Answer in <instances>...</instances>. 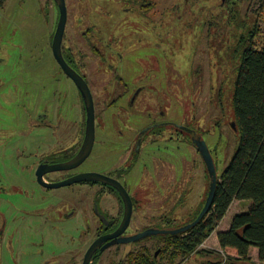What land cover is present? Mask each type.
Listing matches in <instances>:
<instances>
[{
  "label": "rangeland",
  "instance_id": "rangeland-1",
  "mask_svg": "<svg viewBox=\"0 0 264 264\" xmlns=\"http://www.w3.org/2000/svg\"><path fill=\"white\" fill-rule=\"evenodd\" d=\"M134 17L132 14L120 16L121 21ZM142 17L137 18L139 23L136 24L141 25V29L129 24L114 29L116 37L122 35L126 38V45L121 46L127 61L125 78L132 82L136 76L135 57L140 64L138 69H143L139 74L145 73L144 62L148 54L153 53L160 59L158 72H155L157 93L161 100L166 97L169 100L170 105L166 108L176 126L182 127L189 116L191 122L201 128L199 130L217 161L220 177L241 144L234 92L244 52L251 45L250 35L257 24V47L262 48L264 44V0H159L157 7L152 12H144ZM151 17H155L153 20L158 23V38L153 36L158 44L156 51L149 47L147 49L144 44L146 40L151 42V30L143 20ZM54 31L55 21L48 0H6L0 9V186L4 189L0 196L7 199L0 198V212L4 214V219H10V232L17 234L16 239L27 235L30 220L26 219L27 209L31 216H35L34 222L39 228L37 233L43 229L44 233L66 237L62 236L64 226H57L56 230L52 227L45 229L37 218L42 215L45 219L61 223L60 218L49 213V201L40 198L44 192L36 178L39 155L49 150L58 135H70L84 121L78 90L60 72L55 60L52 48ZM137 35L142 39H137ZM90 69H96V64H91ZM114 109L117 108L103 112L98 109V116L103 118L97 131L95 148L89 161L79 170H97L101 165L104 153L108 152L109 138L114 140L117 137L110 135L111 130L105 120L112 116ZM57 118L63 120V124L56 130L40 126L42 122L55 123ZM120 127L128 132L129 127H125V124ZM177 139L168 143V147L161 142L159 148L171 151L172 156L169 154L168 158L175 170L189 161L188 185L193 206L195 198L198 202L201 191L197 186L204 164L194 146ZM164 153L168 154V150ZM199 165L202 166L201 170ZM154 173L145 174L149 177L140 174L136 180L139 183L151 179L150 175ZM178 174H181V170ZM204 188L202 185V190ZM54 193L56 199L70 198L69 202L59 199L61 208H74L76 214L79 213V219L80 213L87 214L80 204L92 196L87 187L75 185L54 190ZM251 205V202L236 200L200 250L215 253L211 256L215 261L218 260V253L224 257L218 233L228 231L234 217L247 213ZM69 209L62 210L68 212ZM56 215L59 213L56 212ZM73 226L80 230L79 234L75 233L80 236L82 222L78 220ZM75 234L74 237H77ZM24 240L28 241L26 237ZM27 245L20 246L16 241L9 244L10 247L3 245L0 264H43L46 257L38 256L41 261L35 262L33 259L37 257L25 251Z\"/></svg>",
  "mask_w": 264,
  "mask_h": 264
},
{
  "label": "flooded vegetation",
  "instance_id": "flooded-vegetation-1",
  "mask_svg": "<svg viewBox=\"0 0 264 264\" xmlns=\"http://www.w3.org/2000/svg\"><path fill=\"white\" fill-rule=\"evenodd\" d=\"M48 2L55 21L54 42L61 13L55 0H48ZM158 3L159 0H66L68 21L62 47L64 57L68 64L85 79L92 92L96 108V137L103 118L98 116V109L103 112L111 108L117 109H114L112 116L105 120L111 130L110 135L117 137L114 140L109 138L108 152L104 153L97 170H79L89 161L96 140L91 155L80 166L61 171L53 170L70 162L79 154L84 146L87 130L84 98L76 83L57 62L60 72L71 80L78 90L84 121L78 132H73L72 127L73 133L70 135H58L55 140L57 143L54 141L46 153L39 155L36 178L44 192L40 198L42 201H49V213L51 216L60 218L61 223H55V220L50 218L45 219L42 215L37 218L45 229L52 227L56 230L57 226H64L62 236L66 237L44 233L43 229L37 233L39 228L37 222H34L35 216H31L27 209L26 219H30L27 223V235L18 236L20 240L16 239L17 234L10 232V219H4V214L0 212L3 214L0 217V254L3 245L10 247L9 244L12 245L16 241L20 246L28 244L25 251L37 257L33 259L35 262L41 261L38 256H45L43 264H85L89 251L97 244L95 245L97 251L92 255L90 264H140L144 256H150L152 261L157 262L170 251L174 237L185 236L189 231L180 233V230L188 227L200 215L211 188V176L204 154H210L217 169V161L212 149L201 134L199 130L201 128L196 127L189 116L186 117L182 127L176 126L172 121L166 108L168 104L170 105L169 100L167 97L161 100L157 93L155 72H158L157 64L160 63L157 56L153 53L148 54L144 62L145 73L142 74L138 73L143 69L140 67L138 69L140 64L135 57L136 76L131 80L132 82L126 80L124 67L127 61L121 48L124 44L126 45V38L122 35L116 37V30L114 31L116 27L119 28L125 24L135 25L136 28L141 29V25H136L139 23L137 18L143 19L144 12H152ZM122 14L123 17L128 14L136 17L121 21ZM154 18L143 20L151 30L149 36L152 42L146 40V43H143L147 49L156 51L158 44L156 45L153 36L158 38V23L153 20ZM138 35L137 39L141 40L142 37ZM93 63L96 64L94 70L90 69ZM89 74L92 75L91 79ZM59 112L62 113L61 110ZM62 124L63 120L57 118L55 123L42 122L40 126L56 130ZM122 124L129 127L128 132L121 129ZM176 137L188 146H194L204 164V167L201 166L202 164L199 165V170L203 168V174L199 173L200 182L197 186L201 191H199L198 202L195 198L193 206L190 202L191 189L188 185L189 161L181 167L175 165L177 167L175 170L173 162L168 158L171 151L167 148H159V143L164 142L166 143L164 146H167ZM202 143L206 144L208 154L205 150L203 154ZM167 150L168 154L164 153ZM158 151L162 153L159 154ZM40 169L45 172L42 176L45 184L39 181ZM92 172L103 174L113 181L111 184L121 186L124 190L116 188L110 182L99 181L75 183L59 188L47 186L60 184L80 174ZM148 172L155 173L150 175L151 179H144L138 183L137 176L141 174L149 177L146 176ZM75 185L87 187L92 194L85 202L80 203L87 212L86 215L84 214L87 217L80 213L81 219L78 218L79 213L76 214L77 211H74V208L60 207V200L69 202L70 198H59V200L54 193V190ZM202 185L205 187L203 190ZM2 191L4 189L0 186V195ZM126 192L133 205L129 223L125 222L127 221V205L124 196ZM0 198L3 197L0 196ZM73 205L75 207V202ZM62 209L70 211L65 212ZM56 212L59 215H56ZM76 217L77 220L73 224L80 220L83 225L80 236H77L80 230L73 224L69 225ZM73 233H77L75 234L77 237H74ZM25 237L28 241L24 240Z\"/></svg>",
  "mask_w": 264,
  "mask_h": 264
},
{
  "label": "trees",
  "instance_id": "trees-1",
  "mask_svg": "<svg viewBox=\"0 0 264 264\" xmlns=\"http://www.w3.org/2000/svg\"><path fill=\"white\" fill-rule=\"evenodd\" d=\"M5 2L0 0V9ZM258 31L257 24L250 35L251 45L244 52L234 92L241 144L219 177L212 207L188 234L173 238L164 257L155 262L144 256L140 264H264V44L257 47ZM236 200L252 205L247 213L234 217L228 231L218 233L225 255L218 253L215 261L211 259L215 253L200 247Z\"/></svg>",
  "mask_w": 264,
  "mask_h": 264
},
{
  "label": "water",
  "instance_id": "water-1",
  "mask_svg": "<svg viewBox=\"0 0 264 264\" xmlns=\"http://www.w3.org/2000/svg\"><path fill=\"white\" fill-rule=\"evenodd\" d=\"M55 1L59 6L61 15H60V21H59V25L56 31L55 39L53 42V54L57 62L60 64V66L65 71V73L76 83L77 87L79 88L84 98V101L86 103V110H87V130H86V140H85L84 146L82 150L79 152V154L74 159H72L70 162L62 164L56 169H53V170L61 171V170L73 169V168L80 166L91 155L92 150L94 148L95 140H96V108H95L94 98L89 88V85L87 84L85 79L81 77L68 64V62L66 61L64 57L62 47H63L64 35H65L67 21H68V9L66 5V0H55ZM202 144H203V148H201V150L203 154H204L203 150L207 151V154H208V149H207L206 144L205 143H202ZM204 156L207 161L208 170L211 176L210 194L198 218L194 222H192L188 227H186L183 230H180V233L186 232L192 229L193 227H195L196 225H198L208 214L213 204L214 195L216 193L217 185L219 182V176H218V171L214 165V161H212L210 157V154L208 155L204 154ZM43 171L44 170L42 169L39 170L38 177H39L40 183L45 184L43 183V180H42V176L45 173ZM89 181H99V182H108V183L110 182V184L111 182H113L110 179H108L106 176H104L103 174L92 172V173L80 174L60 184H51L47 186L59 188L62 186H68V185H73L75 183L89 182ZM111 185H113V183ZM115 187L118 189H123L121 186L119 187L115 186ZM124 196H125L126 205H127V217H126L127 221L125 222L129 223L131 219V215H132L133 205L130 201V198L127 192L124 193ZM95 245L89 251L85 264H90L92 255L97 251V247Z\"/></svg>",
  "mask_w": 264,
  "mask_h": 264
}]
</instances>
